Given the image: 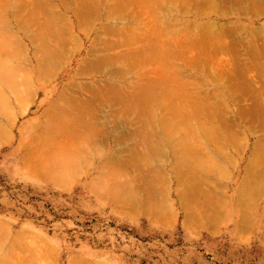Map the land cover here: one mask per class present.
Instances as JSON below:
<instances>
[{"label": "rangeland", "instance_id": "obj_1", "mask_svg": "<svg viewBox=\"0 0 264 264\" xmlns=\"http://www.w3.org/2000/svg\"><path fill=\"white\" fill-rule=\"evenodd\" d=\"M29 1L30 5L27 7V9L30 7V9L32 8L36 11V17L38 18L37 21L38 23L41 21L40 24L42 23V25L39 24L40 26L44 25V17L49 15L51 12L56 15L62 16V18L65 17L66 19H68L67 22L66 19L65 21H63L61 17L60 19L59 16H54L55 20H61L62 23H60L59 20L55 21H59L60 27L63 26V23H65L66 25H70L69 27L70 29H72L71 33L73 35H71V37L68 39L69 41L65 40L66 43L64 41V43L62 44V47L63 45H65L64 47L67 51L64 50V47L63 50L67 53H64L61 49H59L61 46L55 49L56 51L58 50L59 52H61L64 59L59 57L62 61H58L57 64L56 62H53V64L45 63V65L42 66L45 68L43 69L42 67L37 68L36 61L39 59V56H42L43 54H38V51L35 53V48L32 49L33 47L32 45H30L31 42L29 38L24 36L21 31H18L16 29V26H14L15 28L13 27L15 31H17V34L19 32L18 36L20 38L17 37L19 43L21 40L24 43L23 46L18 44V46L20 45V48L22 50L17 46H14V50L16 49V51H23L26 49L27 52L24 51L26 52V56L24 55V58L27 57L28 60L25 58L26 60L23 59L24 61L18 62V68L19 65H25L22 66V68L24 67V71H20L19 74L18 72L20 69L22 70V68H19V70H17L18 68L16 69L17 73L20 76H22L21 72H24L27 75H25V79L24 77H21L22 80L19 79L20 84L17 85L15 92V94H18V97H15L14 93L12 95V93L9 92V94L7 95L9 97L7 99L8 101L6 103V109L0 110V264L1 262H12L13 264H72L73 262H75L76 264H264V190L262 192L259 189L260 185L262 183L264 184V175H257L256 177L252 176L253 178L258 179V182L256 181V179L255 181H253L254 183L257 182L258 184L255 185L257 186L258 193L251 192L249 190L245 191L242 196L240 195L241 200L239 199L242 205L237 204L236 202V198L238 197L236 186L240 184V187H242L241 180L243 173L245 172L243 168L245 167V165H247L248 158L252 154L251 152L253 150H256L257 148V139L262 138L264 134V125H262L263 121L261 119L262 114H259L260 111H264V105L262 107L260 104V107H262V109L259 108V112V109H257V112L252 110V112L254 111L253 114L248 115L251 112V105L255 99H258V101L264 100V73L260 71L261 69L259 68L258 70V68L255 67L256 69L251 68L252 70L254 69L253 71H250V68L246 69L245 71L243 70L245 73L243 72L240 75L241 77L237 75V78L232 77L233 79H230L229 77L231 76H229V81L227 80V78H218L216 74H218L219 72L221 73V71H223L225 68L231 69L232 66L230 67V64H227V62L225 63L224 60H226L227 57L232 58L234 56V54H232L233 51L230 54H228L230 51H228V53L226 51H224L223 53L216 52L213 53L215 54L213 57L211 56L213 60L215 58V61L219 58L222 59L223 63L226 66L223 63H218L220 64V66H218L217 62H214L213 65L211 64L212 66H206V70L204 68H202L203 70H201V67H199L198 65V68H195L197 66H190L192 69H190V67L188 68L187 66L184 67V72L187 71V77L185 75L184 78L185 81H188L187 84L190 86L189 91L191 89V92H197V94H199L200 96L203 95V98L204 95H207L208 98L210 97L208 99L205 96V98H207V101L210 100L209 102H211L212 100V102H215V110L217 109L218 112H222L224 113V115L229 114L228 116L231 117L229 119V123L232 121V123H230L231 125L228 124L227 127L226 124V127L221 126L223 128H220L227 139L229 137L232 139H230V143L227 144L228 148L226 146H223V149L222 147H220L225 152L229 149L226 152V156H222L218 153H211L207 155L199 153L194 154L195 157L192 154L187 155L188 157H190V161L193 160L191 164H195L197 166H200L202 164L209 165L214 161L218 163L217 168L219 167L220 171L219 169H214L212 167L210 169H207L211 173L210 174L208 172V175L211 177L206 176L207 173L204 174L205 172L202 173L206 176L205 178H207L206 180L202 179V182H204V184L202 185H204V187L206 188L209 187L210 189H212L210 191L212 193H216L217 191V195H214V193L213 195H210V192L207 191L206 188L205 189L208 193L205 191L203 192V190L201 191V189H203V186L201 187V184H199L200 182H198V180L197 182L195 181L197 187L195 185V187L193 186V184L195 183H189L188 179H181V176L179 175L178 180L177 177L171 174L170 170H168V173L170 175H168L169 177H167L168 179L165 181V183H167L168 181V185L166 184L168 187L166 186V188L164 189L165 191L162 189L161 184L163 181L161 182L160 179L158 180L161 182V184L157 183L158 180H156V183L160 184L158 185L159 187L156 183L154 185V181L152 180L150 181H152L153 183L145 182L148 180V178L147 176H145L146 179L143 180L142 174L144 173H142L141 171H144V169H146L145 167L149 165L148 162L154 159V165L162 166V161L165 160L167 156L165 154V151L162 152V149H158L157 151L162 152L160 156L155 154L159 158L155 160V155L152 156L153 159L150 158L154 153V150L152 148L148 149L151 150V155H148L150 156L148 161L147 159L139 161L136 158L135 159L138 162L133 161L135 157L134 154L137 151L135 152L132 149L133 152L131 151V153L128 147L132 146L134 148V144L130 145V143L132 144L134 140L131 141L130 139L128 140V138L126 140V138L124 139L123 137L125 133V135L127 136L128 132L125 131V127L126 130L131 129L129 133L132 134V132L134 131L133 128L136 126L138 127V125L141 124V121H139L138 123V119L136 121V118H134L135 116L131 115L133 113H129V118L133 119L132 121H129V124L131 126H122L123 123H121L119 124V127L114 124L113 128V125L111 126L107 124L106 127L102 128L104 132L102 131L100 133L99 131V135L98 133H96L97 137L94 140H97L98 144L94 141L96 143L94 148L98 151H96L94 156L90 157L92 161L90 163L91 165H89L88 167H83L82 171H79L80 173L78 172L79 175H76V177L68 185H58L55 184V182H52L51 179L45 176L41 171L45 168L46 154L50 153V156L48 158L51 159L53 158L51 154L53 155V153L55 154L60 151V149L64 145H62L61 143V145L59 144L58 146L57 142L54 143V141L51 143V140L47 139L48 136L43 135L44 132L40 130L43 129V127L41 126L47 123L49 117L52 115L51 112L54 113V111L56 112V109H59L55 104L60 103L61 98H59V96L61 95V92H63L64 90L67 92V94H64V96L66 95L65 99L69 104L74 101V104L72 103L73 105H71L74 107H71L69 104V106L65 107L67 111L69 110L70 112V110H72L71 112H75L77 109H79V107H81L80 109L82 110V105H79L86 103V100L88 101L86 104L90 103V108H92H89L90 111L87 112L91 113L92 110L95 109L97 111L96 117L101 119L98 116V110L96 108H101L104 104H101V102L99 103V101L91 103V100H87V98L89 99V97L86 98V95L91 97V95L89 94V89H83L80 88V86L82 84L84 85V82L86 84L91 81H96L100 84L103 80H119L127 82L131 81L132 78L130 76H133V74H129L130 76H125V79H122L119 75L111 74V71L108 70V67L103 68L99 66L98 68H96V71L95 69H91L93 70L92 72L91 70L84 69L82 72V70L78 71L77 69L78 65H83L81 63L82 61L86 62L89 57L91 58L93 55H96L92 52L90 54L89 51L91 50V48L98 49L99 46H97L96 43L98 44L99 41H101V43H99L101 45L106 39L105 36L108 38L109 34L110 36L111 34H113V32H111L104 35L105 32H102L103 30L101 31L100 29V27L102 26H104L103 29H105L108 28L109 25L113 24V21H101L102 13L99 10H101L102 8L100 9V6L98 12H95L92 15L90 14L91 17L85 19L84 22H80L77 25L75 22L73 11L76 8V4L77 8H79L78 5L80 4L81 0H27V2ZM108 1L109 0H105V2L103 0H98L100 4L103 2L106 3ZM163 1L165 3L169 2L168 0ZM172 1L182 3L186 0ZM82 4H80L79 6H81ZM105 5L107 6V3ZM102 6H104V4H102ZM27 9L18 11L22 14V16H24L23 13ZM165 10L166 8H162V12L164 13L163 15L166 17L169 16L168 18H171V22H173L172 20H174L176 16H179V19L178 17H176V21L174 20V25L172 26L173 28H176L177 24H175V22H179L181 18H185L186 20L184 19V21L185 23L187 21V23L185 24L181 19V21H183V26L181 27V24L179 25V23L177 25V27H180V29L183 27L185 28V25L190 26L191 22L193 24L195 23V21L196 23L200 21L203 23L207 20L202 17L199 18L200 16L197 15H187L186 13V16L181 15L184 14L182 10L181 13L180 10L175 12L171 9L170 11L173 12L172 15L169 11L168 13L170 14L167 13V16ZM8 12V14H10L12 12L11 9L8 10ZM58 12L60 14H58ZM98 13L100 16H98ZM8 14L7 16L5 14V16L8 20H10L12 17V13L10 14V17H8ZM172 17L174 19H172ZM82 18L84 19V16ZM232 20L234 21V19L232 18H218L216 21L219 22V24H224ZM55 22L54 26L56 27ZM253 24H264V17H260L258 18V20H253ZM134 25L137 26L136 24ZM29 26H32L34 28L36 27L35 24H29ZM32 27L31 29H34ZM99 29L100 33L98 34ZM108 30L111 31L110 29H106V33L109 32ZM97 34L101 35L97 36ZM112 36L115 35L113 34ZM112 36L110 38H115ZM91 43L93 45H91ZM11 47H13V45H11ZM111 48L109 49L110 52H108V48H105L107 50V53L114 54L120 49H123L122 47L117 46L116 50L113 48L112 50L115 51H112ZM99 49L101 48L99 47ZM235 52H237V49L235 50ZM32 53L38 55V58L35 56V54ZM55 54V52H52L51 54L53 55V57L55 56V59L53 58L54 61L59 59L56 58V55L58 56V54ZM236 54L237 53H235V55ZM33 55L35 56V59ZM238 55L239 53L236 56ZM22 58L23 57H21V59ZM239 58L242 57L240 56ZM41 63L44 62L42 61ZM46 67L48 68L46 69ZM25 68H27V70ZM208 68L211 73L209 72V70H207ZM101 69L103 70V72L101 71ZM259 71L263 75L260 74ZM258 73L261 76L258 75ZM210 74H212L213 76ZM128 77H130L131 79L127 80ZM113 78H115V80ZM250 82H256L255 86L253 84V86L250 85V87ZM204 83L208 84L206 85ZM77 84L79 85L78 87H76ZM235 84H238L239 89H237L238 87H235L237 90L233 88V85ZM241 86H243L244 88H242ZM256 87L258 89L261 88L258 90L260 91V93L262 92V95L260 94L261 97L259 95L260 98L256 95L253 96L252 92L247 91V89H255ZM86 90H88L87 94ZM81 92H83L84 94ZM233 92H236L237 94H233ZM233 95L234 97H231ZM57 97L59 98V102L57 101ZM67 97H69V99H72L68 101ZM217 97L219 98L217 100L215 99L214 101V98ZM218 101L221 103H218ZM65 103L66 101L63 104ZM114 103L111 104L114 105ZM98 104H100L99 107H97ZM117 104L118 103H116L115 105ZM93 106H95L96 108H93ZM247 106H251L247 114H242L240 115V117L236 115L241 112L240 107L248 108ZM121 107L122 106L120 104L116 107L113 106V109L114 111H117L119 109L121 110ZM74 108L76 110H74ZM83 109H85L84 106ZM92 113L94 114V111ZM82 116L85 117L86 115L84 116L82 114ZM213 116L218 117V115L216 114ZM236 118L237 120L234 121ZM133 121L137 123L134 124L135 122ZM253 122L254 125L252 124ZM37 123L39 125L41 124L40 128ZM251 124L252 126H250ZM229 125L231 127H229ZM239 125L241 126L240 128ZM237 126L238 130L235 128ZM233 128L236 130L234 131ZM258 129H261L262 133ZM113 131L115 132L113 133ZM238 131L243 132V134L241 135ZM219 132L220 131L218 130V133ZM256 132L257 134H255ZM233 133L236 134V136H233ZM118 136H121L122 139ZM242 137L244 138V141ZM114 138L117 140H114ZM129 138L132 139V137ZM49 139H52V137H50ZM120 140L123 141L120 142ZM71 142L73 143L74 141ZM117 142L119 145L116 144ZM216 142H220V144L222 145L219 137L217 138ZM64 143L67 142H63V144ZM90 143H92L91 140ZM146 143L148 142L141 144L142 148L144 146L149 148V143ZM209 143L210 144L207 148L211 150V148H213V143ZM66 145L67 144H65V146ZM73 145L75 146L77 144L75 143L72 144V146ZM57 146L60 149H57L58 151L56 152L55 149ZM72 146L68 147V150L66 149L67 154L71 153L69 150H71ZM136 147L137 149L139 148L138 151H142L140 150L142 149L140 148V145L139 147ZM224 147L227 149H224ZM52 149L54 151L53 153L50 152ZM123 149H125V152H127L128 150L132 156L125 152L121 153L120 151H122ZM147 152L148 151H146V154ZM126 154L128 156H126ZM108 157L111 158L109 161L112 162L110 163L108 161V163L106 164L104 161ZM118 157L121 159L122 157H125L126 159L128 158L127 160L129 161H131V158L134 162H129L123 158L127 164L124 167L122 166L124 169L121 170L123 172V175L115 174L117 171H120V169H118L117 166L113 164ZM160 160H162V163L160 162ZM100 162H102L101 165ZM220 163H222L223 165H221ZM262 164L258 166L257 163V169H255L256 174L260 169H262ZM104 165H112V171L116 170L117 168V170L113 172L112 175L118 178L122 177L123 182L129 179L133 180V190H125L124 192L122 191L121 198H124V194H126V197H128L127 200L124 199V201H122V199H118L116 201L111 196V200L107 198L105 200L102 197L97 198L95 196L90 186L100 181V176L103 175V170L105 168ZM176 165L178 166L179 164L176 163ZM148 168L146 170H149ZM126 169H128L127 172ZM253 182L251 180V183ZM97 183L95 186H97ZM212 183L215 184V187H211V185H213ZM138 187L139 191L142 193H137ZM141 188L144 189L141 190ZM193 188H195L194 192H203L205 194H209L207 195V197L209 196L208 198H210L209 200L211 202H213V200V203L217 202V206L215 208L218 212L214 211L215 218L213 217L208 221L205 220L198 222L193 217L191 218V215L189 216L188 213H190V210L186 207L184 208V205L181 204L178 199V195L182 193L186 194L187 197H190L192 196ZM161 192L162 194L165 193L163 194L165 195L164 197L162 196ZM133 193L135 197L137 196V199H135V197L133 198ZM140 197L144 200L145 203L148 201H150L151 203L154 202V208L159 205L158 208H156L157 210H155L153 207L150 208V202H148L149 209L146 206L147 203H144L149 213L146 211V209L142 210L140 208L141 206H138L136 202H139L140 200L142 205L143 201L141 199H138ZM145 197L146 199H144ZM165 198L169 200L167 201V203H169V206H172L171 208L165 202ZM197 200L198 198L195 197V201ZM166 204L169 208L165 206ZM246 207H250L247 211H245L247 215V221H245L241 226L240 222L238 223V220L241 215L240 213L243 214V209ZM15 236L17 237L14 241ZM6 259L7 261H5Z\"/></svg>", "mask_w": 264, "mask_h": 264}, {"label": "bare ground", "instance_id": "obj_2", "mask_svg": "<svg viewBox=\"0 0 264 264\" xmlns=\"http://www.w3.org/2000/svg\"><path fill=\"white\" fill-rule=\"evenodd\" d=\"M103 1L105 2V0ZM168 1L169 2L165 3L163 0H112V1L109 0L108 2H106L107 3V6H106L105 5L106 3L103 2L100 4L98 0H95V1L81 0L80 4L82 3L83 4L81 6H79L80 5L79 4L78 5L79 8H77V4H76V8H75L76 10L74 9L73 11L74 13L73 12L72 13L75 16V22L77 25L80 22H84L85 19H88L89 17H91L93 13L98 12L99 6H100V9L102 8L101 10H99L102 13L101 21L102 22L113 21V24L109 25L108 28L103 29L104 26L100 27L101 31L103 30L102 32H105L104 35L109 34L111 32H113V34L115 35V36H112L113 34H111V36L115 38H110L111 37L110 34L108 38L105 36L106 39L104 40V43H102L101 45L99 44L101 43V41H99L98 43L99 45L96 43V45L99 46L101 49H99V47L98 49L91 48V50H89L90 54L92 52V53H95L96 55H93V56L91 55L92 57L91 58L89 57V59L86 60V62L82 61L81 63L83 65L77 66L78 71L82 70L83 72V69L84 70L95 69L96 71V68L101 66L103 68L108 67V70L111 71V74L119 75L122 79L123 78L125 79V76L126 77L130 76L129 74H133V76H130L132 79L130 77H128V79L126 78L127 80L131 79V81L126 80L127 82L119 81V80H118L119 82L111 81V80H103L102 82L99 81L101 82V84L96 81H91L86 84L84 82V85L82 83H81L82 85L80 84L81 85L80 88L89 89V92H90L89 94L91 95V97L86 95L88 93V90H86L87 91L85 94L86 98L89 97V99L87 98V100H91L90 101L91 103L99 101V103L101 102V104L102 103L104 104L101 108L99 107L100 104L97 105V107H99L100 109L95 107L96 104L95 106H93V108H96L98 110V116L101 119L96 117L97 111L95 109L92 110V112L94 111V114L92 112L91 113L87 112V111H90V109L92 108H90L91 106L90 103H89L90 105L86 104L88 102L86 100H85L86 103L79 105V106L82 105V110L80 109L81 107H79V109L77 110L74 108V110H76L75 112H71L72 110H70V112L69 110L67 111L65 107L69 105L70 106L73 105L74 101L72 102L73 104L72 103L69 104L67 102V100L65 99L66 95L64 96V94H67L65 90L64 91L62 90L63 92H61V95L59 94L60 95L59 98H61L60 103L59 104L54 103L59 109H56V112L54 111V113L51 112L52 115L51 116L49 115L50 117L47 123L42 125L41 127H43V129L40 130L44 132L43 135L48 136L47 139L51 140V143L54 141V143L57 142L58 146L59 144L61 145V143L62 145H64L61 149L57 146L55 151L57 152L58 151L57 149H60V151H58L55 154L53 153L54 152L53 149L50 151L53 153V155L51 154L53 158L51 159L48 158L50 156V153L46 154L45 168L42 169L41 171L45 176L49 177L52 182H55V184L68 185L76 177V175L77 176L79 175L83 167H88L89 165H91L90 163L92 161L90 157L94 156L96 151H98L94 148V146L97 143V140H94L97 137L96 133H98L99 131L101 133L103 131L102 128L106 127L107 124L111 126L113 125L112 126L113 128H114V124H116V126L119 127V124L121 123H123L122 126L123 125L131 126L129 124V121L130 120L132 121L133 119L129 118V116L131 113H133L131 115L135 116L134 118H136V121L138 119V123L139 121H141V124L138 125V127L136 125H133L136 127H134L135 129L133 128L134 130L133 132L131 131L132 134L129 133L131 129L126 130V127H125V131L126 132L128 131L127 132L128 137L125 135L126 133L123 136L124 139L126 138V140L127 138L128 140L130 139L131 141L134 140L132 144L130 143V145H133V144L135 145L134 148L132 146L128 147L130 152L131 151L133 152V150L135 152L137 151L136 153L134 152L135 154L133 153L135 155V157L133 156L134 157L133 161L138 162L137 160L143 161L144 159H147L148 161L150 157L148 155H151V150H148V149H152V148L154 150V153L151 155L150 158L153 159L152 156L155 154L160 156V154L163 151H165V154L167 156L165 160L163 161L160 160V162L161 161L163 162L162 166L154 165L153 164L154 159L150 160L149 161L150 163L148 162L149 165H147L145 168L147 169L149 167L148 168L149 170L144 169V171L143 170L141 171L142 173H144L142 174L143 180L146 179L145 176H147L148 178V180L145 182L153 183L152 181H154V185H155L156 180L160 179V181L161 182L163 181L164 183L162 182L161 184L159 180L157 181V183H160L162 186V189L164 190L166 186L168 185L167 184L168 181L167 183H165V181L168 179L167 178L169 177L168 175H170L168 173V170H170L171 174H173L175 177L178 178V175H179L181 176V179L182 178L188 179L189 183H192V182L195 183L193 184V186L195 185L197 187L196 182L198 180V182H200L199 184H201V187L203 186V189H201V191L203 190V192L204 191L210 192L212 190L209 187L206 188L204 187V185H202L204 184V182H202V179L206 180L207 178L205 177L209 176L208 175L209 170L207 169H210L211 167L214 169L217 168L218 163L214 161L210 163L209 165L202 164L200 166H197L195 164H191L193 160L190 161V157H188L187 155L189 154L194 155V154H199V153L207 155L211 153H214V154L218 153L222 156H226L227 155L226 152L229 149L226 150V152L223 151L222 149H223V146H226L228 148L227 144L230 143L229 141L231 138L229 137L227 139L224 136L223 131L220 130V128H223L226 126L228 127V124L232 123V121L229 123L230 121L229 119L231 118L230 116H228L229 114L225 113L226 115H224V113L218 112L217 109L216 110L214 109L216 108L215 102H212V100L211 102H209L210 100L207 101V98H208L207 95H204V98H203L202 97L203 95L200 96L199 94H197V92L196 93H194L193 91L191 92V89L189 91L190 86L187 84L188 81H185V78H184L185 75L187 74V71L184 72V67L187 66L189 68L190 66L195 67L198 65L199 67H201V70H203L202 68L205 69L206 66H210L211 64L213 65L214 62L215 63L217 62V64L223 63L222 59L220 58L218 60L216 59V61H215V58L213 60L212 57L215 55L213 53H216V52L223 53L224 51L228 53V51H230L228 53L230 54L233 51L232 54H234V56L232 58L227 57L228 60L223 59L225 63L227 62V64H230V67L232 66L231 69L225 68L226 70L224 69L225 71L223 70L221 71V73L217 70L219 72L218 73L219 75L216 74L218 78H221V79L227 78V80L229 81V78L230 79L237 78V75L241 77L240 75L246 69H249V68L251 69L255 67L258 68V70L260 68L261 69L260 71L264 73V24H261V25L253 24V20L255 19L258 20V18L264 17V0H186L185 2H182V3L177 2V1H172V0H168ZM102 4H104V6H102ZM29 5H30V1L27 2V0L26 1L25 0H0V110L6 109V106H7L6 103L9 97L7 95L9 94V92H11L12 95L14 93V96L18 97V94H15V92H16L17 85L20 84L19 79L22 80L23 77L25 79V77L27 76L24 72L23 73L21 72L22 76L19 75L20 71H24V67L22 68V66H25V65H19V68H22V70L21 69L19 70L18 62H22L27 59V57H25L26 59L24 58V55L26 56L25 53L27 51L26 49L21 51L22 49L20 48V45L23 46L24 43L22 42V40L19 43V40H18V38H20L18 36L19 32L17 34V31H15L14 26H16V29L18 31H21L24 36L29 38L31 42L30 45H32L33 47L32 49L35 48L34 50L35 53L38 51L37 52L38 54L39 53L43 54V55L40 54L43 56V58L42 56H39V59L36 60L37 68H41L43 65H45V63L53 64V62H56L57 64L58 61L60 62L61 58H63V55L61 54V52H59L58 50L56 51L55 49L61 46L59 49H61L64 52L66 48L64 47L65 45H63L64 47V50H63L62 44L64 43L65 40L69 41L68 39L71 37V35H73L71 33L72 29H70L69 27L70 25H66L65 23H63L62 25L63 26L66 25V26L60 27L59 21L60 23H62L61 20L57 19L59 21L55 22L57 21L54 19L55 18L54 16L56 14L51 13V12L50 14L52 15H50L49 13H48L49 15L47 16L44 15L46 16L44 17L45 20H43V23L45 26L44 25L40 26L42 25V23L40 24L41 21L38 23L37 21L38 18L36 17L37 16L36 11L33 10L32 8L30 9V7L27 9ZM162 8L164 9L166 8L165 10L166 15L171 9L172 11H175V12L178 10H180L181 12L182 10L184 14H181V15H185V13L187 15H197V16H200L199 18L202 17L207 20L203 23L201 21L197 23L195 21L194 24L191 22L192 26L191 24L190 26L185 25V28L183 27L180 29V27H177V25L179 23V25L181 24V27L183 26L182 22L185 19L183 17L184 19L181 18L183 21H181L180 19L179 22L178 21L175 22V24L177 25H176V28L175 27L173 28L172 27L174 25L173 22L174 20L176 21L177 19L176 17H178L179 19V16H176L175 19L172 17V19L174 20H172L173 22H171V18H168L169 17L168 15H167L168 17L163 15L164 13L162 12ZM10 9L12 11L11 12L12 17L10 20H8L6 16L10 12V11L8 12V10ZM23 9L24 10L27 9L25 11L26 13L25 12H24L25 14L23 13L24 16H22V14L18 11V10L23 11ZM172 11H170L171 15L173 13ZM10 14H8L9 15L8 17H10ZM58 14L60 13L58 12ZM58 16L59 18L60 17L62 18V16L56 15V17ZM83 16H84V19L82 18ZM98 16H100L99 13H98ZM63 18L62 20L65 21L66 18L65 17ZM218 18H232L234 19V21L232 20L224 24H221V23L219 24V22L216 21ZM66 21L68 22V19H66ZM54 22L56 24V27L54 26ZM32 23L35 24L36 26L35 28L31 26L34 29H31V27L29 26V24L33 25ZM134 24H136L137 26H135ZM122 25H123V28H122ZM100 29L98 30L99 31L98 34L100 33ZM106 29H110L111 31L108 30L109 32L107 31L108 33H106ZM98 34L97 36L101 35V34L100 35ZM18 44L20 45L18 46ZM11 45H13V47H11ZM91 45L93 44L91 43ZM14 46L15 47L17 46L21 50H18V51H16V49L14 50ZM115 46L122 47L123 49H120L118 52L114 54L107 53V50L108 52H110L109 49L112 47L111 48L112 50ZM116 47L114 48L115 50H116ZM105 48H108V49L106 50ZM236 49H237V52H235ZM115 50H112V51H115ZM22 52H23V55H22ZM52 52H55L56 54H58V56L55 54L56 58H59V57L61 58L54 61L55 56L53 57V55H51ZM35 53H32V54H35ZM64 53H67V52H64ZM235 53L237 54L239 53V55L241 54L240 56L242 58H239L240 57L239 55H238L239 57L236 56L237 54L235 55ZM35 56L38 58V55L35 54ZM35 56H34V59H35ZM21 57L23 58L21 59ZM42 61L44 63H41ZM15 64L17 65V67ZM220 64H218V66H220ZM198 66L195 68H198ZM191 67L190 69H192ZM42 68L45 69L44 67ZM47 68L48 67H46V69ZM16 69L19 70L18 72L19 74L17 73ZM25 69L27 70V68ZM102 69L101 71L103 72ZM207 70H209V68ZM253 70L251 69L250 71H253ZM92 71L93 70H91V72ZM209 72L211 73L210 70ZM261 72L260 74H262ZM260 74L258 73V75ZM250 78H251V75H250ZM113 79L115 80V78ZM248 82H249V79H248ZM255 83L250 82L249 86L250 85L253 86V84L255 86ZM235 85H233L234 86L233 88L235 90L239 89L238 84H235ZM78 86L79 85L77 84L76 87ZM235 87H238V88L236 89ZM241 87L244 88L243 86ZM257 87L255 89H250V90L247 89V91L252 92L253 96L256 95L257 97H259V95L262 92L260 93V91L258 90L261 88L258 89ZM234 93L236 92H233V94ZM255 93H257L258 95ZM205 96L207 98H205ZM231 97H234V95ZM59 98L57 97L58 102H59ZM218 98L219 97L214 98V101L215 99L217 100ZM67 99L69 101L72 98L69 99V97H67ZM65 101L66 103L63 104ZM254 101H253L254 104L252 103L251 105L252 107L250 106L251 109L249 106H247L248 108L246 107L241 108L242 107L241 106L240 107L241 112H239L240 114L238 113L239 115L238 114L236 115L240 117V115L242 114H247V112H249V109L251 110V112L252 110L257 112V109L259 108L262 109L264 105V100L258 101L257 99L255 102ZM114 102L118 103L117 105L121 104L122 106L121 110L118 108L119 110L114 111L113 106L114 107L117 106L115 105L116 103ZM111 103H114V105ZM210 103L212 104L214 103V104L212 105ZM218 103H221V102L218 101ZM260 104L262 107H260ZM83 106L85 109H83ZM71 107H74V106H71ZM243 109L244 110L246 109V110L244 111ZM259 111L260 109L258 110V112ZM251 112L248 115H252L253 112L252 113ZM260 112L259 114H262L261 115L262 116L261 119L263 121L262 125H264V111L262 110ZM99 113L100 115L103 116V118L102 116L99 115ZM82 114L86 116L83 117ZM215 114L218 115V117L216 116L214 117L213 115ZM236 120L237 118L234 121ZM136 123L137 122H135L134 124ZM252 124L254 125V122ZM252 124L250 126H252ZM40 125H39V128H40ZM230 125L229 127H231ZM240 127L241 126L239 125V128ZM235 128L238 130V126ZM236 129L233 128L234 131ZM218 130L220 131L219 133H218ZM258 130H260V132L262 133L261 129H258ZM115 131H113V133ZM240 134L242 135L243 132H240ZM255 134H257V132ZM234 135L236 136V134L233 133V136ZM50 137H52V139H49ZM118 137L122 139L121 136H118ZM129 137H132V139ZM218 137L222 145L220 144V142H216ZM115 138L114 140H117ZM90 140L92 143L94 141L96 143L94 142L92 144L90 143ZM71 141H74V142L72 143ZM122 141L123 140H120V142ZM243 141H244V138H243ZM63 142H67V143L63 144ZM145 142L149 143L148 145L149 148L144 146L143 147L144 149H143L141 144H144ZM209 142L213 143V148H211V150L207 148L208 145L210 144ZM71 143L72 144L76 143L77 144L75 145L76 147L74 145L72 146ZM124 143H125V140H124ZM256 143H257L256 150H253L251 152L252 154L248 158L247 165H245V167L243 168L245 172L243 173L244 177L242 176V180H241L242 187H240V184L236 186V191H238V197L236 198L237 204L242 205L240 198L245 191L249 190L251 192L258 193L257 186H255L258 182L257 181L258 179L253 178V177H256L257 175L259 176L264 175V166H263L264 165V162H263L264 160V151H263L264 150V134L262 138L257 139ZM65 144L67 145L65 146ZM116 144H118V142ZM139 145H140V148H142L140 149L142 151H138L139 148L137 149L136 146L139 147ZM71 146L72 148L71 150H69L71 153H68L69 154L68 155L66 149ZM220 147H222V149ZM227 148L224 147V149H227ZM158 149H162V152L157 151ZM123 150L122 151L119 150V151L123 153L125 152V149ZM129 151L127 150V152L125 153L131 155L132 152L130 153ZM146 151H148L147 154H146ZM127 154L126 156H128ZM157 155H155L156 157L155 160L159 158L157 157ZM109 157L107 158L108 160L107 159L105 161L103 160L106 164L111 159ZM123 158L125 160L128 159V158L126 159L125 157H122V159L118 157L116 161L114 160L115 158L113 159L115 161L113 164H115L117 168L120 169V171H117L115 174L123 175V172L121 170H124L123 167L127 165L126 161ZM47 159H50V160H47ZM130 160L132 161L131 158ZM176 163H178L179 165L177 166ZM257 163H258V166L262 164L261 166L262 169H260L261 168L260 167L259 168L260 170L258 169L259 172L256 174L255 169H257V166H256ZM101 164L102 162H100V165ZM220 164L223 165L222 163ZM108 165L106 166L104 165L105 168L103 170V175L100 176L101 177L100 181L98 183L96 182L97 186H95L96 183L90 186L92 188V191L94 192L97 198L102 197L105 200L106 198L111 200V197H112L116 201L118 199H122V201H124V199L127 200L128 197H126V194H124V198H121L122 191L123 192L125 190L132 191L133 190V180L128 178L129 180H126L123 182L122 177L118 178L112 175V173L115 172L117 168L116 170L112 171V165L111 166H108ZM217 169H219V167ZM127 171L128 169H126V172ZM145 171H146V174H145ZM202 173L204 174L207 173V174L205 176ZM202 175H203V178H202ZM255 179L257 182L254 183L253 181H255ZM251 180L253 183H251ZM160 184H157V186ZM211 187H215V184L211 185ZM205 188L207 189V191ZM143 189L141 188V190ZM194 189L195 188H193L192 190V196L187 197L186 194L180 193L178 195L179 196L178 199L181 202V204L184 205V208L186 207L190 210L189 211L190 213L188 214L189 216L191 215V218L193 217L198 222L205 221V220L208 221L209 219L215 216L214 211L218 212L217 209L215 208L217 206V202L213 203L214 200L212 198L211 199L213 200V202L209 200L210 199L208 198L209 196L207 197V195H209L207 194L208 192L206 194L203 192H194ZM259 189L263 192L264 190L263 183L260 185ZM137 190H136L137 193L140 192L139 187ZM211 193L212 192H210V195H213L214 192L212 194ZM217 193L218 192L216 191L214 195H217ZM163 194L162 196L164 197L165 195ZM134 197L135 195L133 193V198ZM136 197L135 199H137ZM195 197H197L199 201L198 200L195 201ZM138 199H141L143 201L142 205H141L140 200L139 202L136 200L134 201L137 202L138 206L139 205L141 206L140 208L142 210L146 209L147 207L149 209L148 202L150 201L146 202L147 203L146 204L141 197ZM144 199H146V197ZM167 201L169 200L166 199L165 202L167 203ZM144 203L146 204L147 207L145 206ZM153 204L154 202L152 203L150 202L149 204L150 208L151 207L154 208ZM167 204L169 206V203ZM167 204L165 206H167ZM158 206L155 207L154 209L157 210L156 208H158ZM169 207L171 208L172 206H169ZM249 208L250 207L244 208L243 214L240 213L241 215L239 217L238 223L240 222L241 226L244 224L245 221H247V215L245 211H247ZM148 209H146V211ZM16 237L17 236L14 237V241L16 240L15 239ZM5 261H7V259ZM1 264H13V263L12 262L11 263L1 262ZM72 264H76V263L73 262Z\"/></svg>", "mask_w": 264, "mask_h": 264}]
</instances>
